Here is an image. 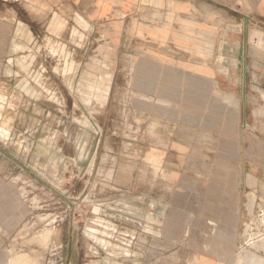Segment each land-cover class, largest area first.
I'll return each instance as SVG.
<instances>
[{"label":"crops","instance_id":"0c3cea01","mask_svg":"<svg viewBox=\"0 0 264 264\" xmlns=\"http://www.w3.org/2000/svg\"><path fill=\"white\" fill-rule=\"evenodd\" d=\"M39 35L86 55L87 85L118 87L109 100L128 104L136 164L168 171L172 191L140 193L151 205L133 208L156 235L140 241L165 246L142 264L229 255L242 191L264 180V0H0V55Z\"/></svg>","mask_w":264,"mask_h":264},{"label":"rangeland","instance_id":"374dc122","mask_svg":"<svg viewBox=\"0 0 264 264\" xmlns=\"http://www.w3.org/2000/svg\"><path fill=\"white\" fill-rule=\"evenodd\" d=\"M23 41L0 55V264H142L158 248L161 261L165 246L140 241L156 235L136 228L133 208L172 183L166 167L136 164L128 104L109 100L118 87L79 79L86 55L69 40ZM248 185L235 245L218 264H264V180Z\"/></svg>","mask_w":264,"mask_h":264},{"label":"bare ground","instance_id":"6f19581e","mask_svg":"<svg viewBox=\"0 0 264 264\" xmlns=\"http://www.w3.org/2000/svg\"><path fill=\"white\" fill-rule=\"evenodd\" d=\"M255 74H257V73H255ZM256 76H257V75H255L254 77L256 78ZM261 100H262V99H261ZM263 102H264V101H263ZM130 148H131V147H130ZM132 150H133V149H132ZM112 162H113V161H112ZM260 240H261V238H260ZM256 241L258 242V240H256Z\"/></svg>","mask_w":264,"mask_h":264}]
</instances>
